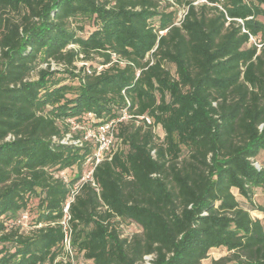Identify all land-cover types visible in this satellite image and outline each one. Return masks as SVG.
Wrapping results in <instances>:
<instances>
[{
    "label": "trees",
    "instance_id": "trees-1",
    "mask_svg": "<svg viewBox=\"0 0 264 264\" xmlns=\"http://www.w3.org/2000/svg\"><path fill=\"white\" fill-rule=\"evenodd\" d=\"M194 1L0 0V264H73L89 159L85 260L264 264V0ZM88 124L122 144L98 164Z\"/></svg>",
    "mask_w": 264,
    "mask_h": 264
},
{
    "label": "rangeland",
    "instance_id": "rangeland-1",
    "mask_svg": "<svg viewBox=\"0 0 264 264\" xmlns=\"http://www.w3.org/2000/svg\"><path fill=\"white\" fill-rule=\"evenodd\" d=\"M89 30V28H88ZM264 40V37H262ZM86 64L87 66L90 65V63H84V62H78L77 66L81 67L82 65ZM54 69H63L61 66H56L53 64ZM115 125H112L110 130H107V128H97L94 129L91 124L86 125L85 127L75 125L74 130L76 132H81L84 134V139L85 140H92L94 142H102V145L105 147V149L108 148L107 153H110L113 150H116L118 148L122 147V144L118 141L116 138V132H115ZM156 133L163 138L164 133L163 130L160 126L156 128ZM106 155V153H104ZM255 165L257 168H261L264 166V153H262L256 160ZM93 165L89 163L88 161L84 165V170H83V177L80 182H78L75 186H78L81 184L82 181L84 180H89L88 176L91 173ZM76 171L75 170H67L65 173L62 174V176L67 179V181L72 180L75 177ZM239 201L241 202L242 206L246 208H250L249 205L243 200L242 197L238 196ZM255 203L257 205H264V191L262 189H257L256 194L254 197ZM251 215L254 218H262V214H260L256 210H251ZM33 215L31 216V218ZM30 220V219H29ZM28 222L24 226H27ZM120 230L122 231L123 237H130L135 234L141 233V228L134 223H122L120 225ZM227 253L224 250H218V251H213L210 255L209 258L204 261L205 264H209L212 259H219L220 257L225 256ZM148 260L150 259L149 257L147 258ZM73 264H93L92 261H87L80 255L79 253H74V257L71 258Z\"/></svg>",
    "mask_w": 264,
    "mask_h": 264
},
{
    "label": "built area",
    "instance_id": "built-area-1",
    "mask_svg": "<svg viewBox=\"0 0 264 264\" xmlns=\"http://www.w3.org/2000/svg\"><path fill=\"white\" fill-rule=\"evenodd\" d=\"M204 3H208L207 0H195L194 1V5H201V4H204ZM187 13V8H183L180 10L179 12V16H178V25L182 22V20L184 19L185 15ZM240 23H243L241 20H238ZM243 32H246V30L243 29ZM251 41L256 43L255 39L253 37H251ZM259 47H261V45H258ZM101 68H99L100 70ZM90 73V71H89ZM126 118V114H125V117ZM150 122V121H149ZM112 124H109L107 126H102V127H99L101 129L103 128H107V130H110ZM70 138V135H68V137L63 141L64 143H66L68 141V139ZM79 141L75 142V144H77ZM98 143H100V147H99V150H97V152L95 153V158H96V162L95 164H98L101 159L104 157V156H107L109 153H107V149H105V147L102 145V142L99 141ZM104 153H106V155H104ZM89 163L92 164V160H88ZM92 173H93V168L91 170V173L90 175L88 176V178L91 180V176H92ZM86 181V180H84ZM78 191V186H75V188L73 189L67 203H66V206H65V217L63 218V220L60 222V224L63 226V230L65 232V239H64V249L66 251V253L69 255L70 259L74 257V249H73V246H72V238H71V228L69 226V220H70V216H69V213H68V210H69V207H70V204L74 201V197L76 195ZM28 221V215L27 214H23L22 215V218L20 220V223H22V225H25L26 222Z\"/></svg>",
    "mask_w": 264,
    "mask_h": 264
}]
</instances>
